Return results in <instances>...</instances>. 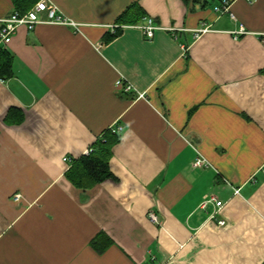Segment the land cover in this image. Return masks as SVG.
Instances as JSON below:
<instances>
[{"label": "crops", "instance_id": "0c3cea01", "mask_svg": "<svg viewBox=\"0 0 264 264\" xmlns=\"http://www.w3.org/2000/svg\"><path fill=\"white\" fill-rule=\"evenodd\" d=\"M50 1L77 27L0 43V264H264V0H229L235 20L222 0ZM128 9L162 28L146 38ZM106 131L114 178L74 185Z\"/></svg>", "mask_w": 264, "mask_h": 264}, {"label": "built area", "instance_id": "2783aa9c", "mask_svg": "<svg viewBox=\"0 0 264 264\" xmlns=\"http://www.w3.org/2000/svg\"><path fill=\"white\" fill-rule=\"evenodd\" d=\"M253 1V0H248ZM216 11L219 13H228L231 19L235 20L236 17L234 13L231 11V2L229 0H222L220 6L216 7ZM41 13L46 14V18H42ZM41 23H55L61 25H71L73 27H77V23L68 19L62 13L58 12V8L54 3L50 0H39L32 8L27 10L26 12H19L14 10L11 14L0 17V43L7 45L12 40L13 35L17 31V29L21 26L25 27L28 30L34 29V27ZM111 27L115 28L116 25H112ZM135 27L139 28L142 34L146 38H152L155 34V31L162 28L158 24L155 23L153 17L144 16L140 23L135 25ZM170 30H175L173 28H169ZM210 31L209 25H202L201 27L195 29L193 32L194 36L197 37L203 33ZM246 29L243 25H239V28L233 32L234 38H238L240 35L245 34ZM260 40L264 44V33H261ZM184 52L186 51V47L183 48ZM116 86L123 88L125 91H130L132 89L129 83H124L122 79H118L116 81ZM139 96H143L141 93ZM112 133H119L122 130L121 126H114L109 129ZM93 152V147H89L85 151V155ZM67 160L66 158H64ZM204 160L202 158H198L193 166H200ZM238 193V189L234 191ZM18 195L16 196V198ZM207 203H213L217 209H215L211 214L210 218L216 221L218 226H224L225 220L218 218L217 213L218 209L222 206V202L216 200L214 197L209 200L204 201L203 207ZM149 220L153 223H158L157 215L153 211L148 212Z\"/></svg>", "mask_w": 264, "mask_h": 264}, {"label": "trees", "instance_id": "16d2710c", "mask_svg": "<svg viewBox=\"0 0 264 264\" xmlns=\"http://www.w3.org/2000/svg\"><path fill=\"white\" fill-rule=\"evenodd\" d=\"M34 0H14L19 12L27 11L28 7ZM192 8L196 6L202 8L208 3V0H183ZM131 8V7H130ZM126 10L120 15V20L125 22H138L142 17L137 18L140 14H135L134 9L130 13ZM13 74L11 66V57L5 52H0V77L9 78ZM98 139L93 147V152L84 155L72 161L68 178L78 187H88L92 184L102 182L109 178H114L109 170V159L111 157V148L116 141V135L112 134L110 138ZM116 134V133H115ZM106 137V138H105Z\"/></svg>", "mask_w": 264, "mask_h": 264}]
</instances>
